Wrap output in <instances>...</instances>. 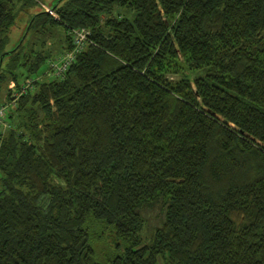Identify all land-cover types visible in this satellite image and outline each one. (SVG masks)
I'll return each instance as SVG.
<instances>
[{"label": "trees", "instance_id": "trees-1", "mask_svg": "<svg viewBox=\"0 0 264 264\" xmlns=\"http://www.w3.org/2000/svg\"><path fill=\"white\" fill-rule=\"evenodd\" d=\"M34 4L0 0V95L44 113L0 141V264H264V0H65L28 32L89 35L43 81L55 51L7 49Z\"/></svg>", "mask_w": 264, "mask_h": 264}, {"label": "rangeland", "instance_id": "rangeland-1", "mask_svg": "<svg viewBox=\"0 0 264 264\" xmlns=\"http://www.w3.org/2000/svg\"><path fill=\"white\" fill-rule=\"evenodd\" d=\"M34 5L30 8H23L20 9L19 7V15L18 19L13 26L11 32H10V42L7 46V49H13L17 46L18 43H22L23 48L21 51L24 53H28L30 50H46L49 49L51 52L55 51L57 53L56 56L49 59V61L59 58L62 54H64L61 50V46L65 43L66 39L62 33L59 35L58 33L53 32V28L50 29V33L47 29H43V27H38L36 31H29L26 37L24 36V33L26 32L28 22L30 21L31 15L34 13L41 11V10H49V13L54 15V17L58 18V14L56 11L50 12L52 9L49 5H53L57 0H33ZM49 4V5H47ZM60 30V29H58ZM56 35L55 36L53 35ZM25 37V38H24ZM23 40V42H22ZM19 45V46H20ZM18 46V48H19ZM22 53V52H21ZM30 53V52H29ZM47 53V52H46ZM49 61L47 60L46 63L42 66L40 73H38V79L41 81L47 80V79H53V78H64L65 74L62 75H56L60 69H57L56 73L54 72V68L49 64ZM46 71V72H45ZM45 72V73H44ZM66 73V72H65ZM185 74L192 77V73L190 71H187ZM175 75V76H174ZM56 76V77H55ZM176 76H181L180 74H173L172 78H175ZM13 79H10L7 77L3 81V86L1 90L0 95V110L7 106V111L3 115V119H0V141H3V139L6 137V135L12 130L18 128L17 126L23 125L25 122H29L30 118V110L35 107L38 112V119L37 121H40V119L44 118V113L42 110V106L39 104H34L30 102L27 111H22L21 116L19 113V98L18 96L16 98H13L17 91L15 89V81H11ZM192 80V78H191ZM11 96V99L9 97ZM0 172V176H1ZM0 188H1V180H0ZM143 215L146 219L145 221V227L143 234L145 236V239L151 236L154 232V230L161 226V224L164 221L165 215L164 210L162 207L161 201L154 202L153 204L146 207L143 211ZM160 264H164L162 261Z\"/></svg>", "mask_w": 264, "mask_h": 264}, {"label": "built area", "instance_id": "built-area-1", "mask_svg": "<svg viewBox=\"0 0 264 264\" xmlns=\"http://www.w3.org/2000/svg\"><path fill=\"white\" fill-rule=\"evenodd\" d=\"M49 12V10H47ZM51 10L50 12H52ZM70 34L73 35V48L66 54H62L59 58L49 61V64L54 68V72L56 73L57 69H60V71L56 75H64L67 69L70 67L71 63L76 58L77 53H79L87 40V37L89 35V31L86 28L81 29H73L71 30ZM56 77V76H55ZM34 78L30 77L26 79L24 84L22 85L20 91H17V94L13 97L16 98L27 91L34 90ZM7 111V106H4L0 110V119H3L4 113Z\"/></svg>", "mask_w": 264, "mask_h": 264}, {"label": "crops", "instance_id": "crops-1", "mask_svg": "<svg viewBox=\"0 0 264 264\" xmlns=\"http://www.w3.org/2000/svg\"><path fill=\"white\" fill-rule=\"evenodd\" d=\"M63 3H65V0H57L55 3H54V6L53 5H49V4H47V5H49L50 7H51V9H52V7H57V6H60V5H62Z\"/></svg>", "mask_w": 264, "mask_h": 264}, {"label": "water", "instance_id": "water-1", "mask_svg": "<svg viewBox=\"0 0 264 264\" xmlns=\"http://www.w3.org/2000/svg\"><path fill=\"white\" fill-rule=\"evenodd\" d=\"M56 8V7H55ZM54 7H52V10H54L55 9ZM28 25H27V29H26V32L24 33V36H26L27 35V33H28ZM3 56H4V54H3Z\"/></svg>", "mask_w": 264, "mask_h": 264}]
</instances>
